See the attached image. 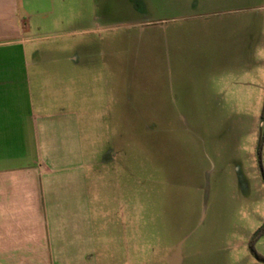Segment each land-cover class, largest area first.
Masks as SVG:
<instances>
[{
    "label": "rangeland",
    "instance_id": "obj_1",
    "mask_svg": "<svg viewBox=\"0 0 264 264\" xmlns=\"http://www.w3.org/2000/svg\"><path fill=\"white\" fill-rule=\"evenodd\" d=\"M27 1L36 100L81 57L89 264H264V0Z\"/></svg>",
    "mask_w": 264,
    "mask_h": 264
},
{
    "label": "crops",
    "instance_id": "obj_2",
    "mask_svg": "<svg viewBox=\"0 0 264 264\" xmlns=\"http://www.w3.org/2000/svg\"><path fill=\"white\" fill-rule=\"evenodd\" d=\"M23 8L24 0H0V45H21ZM21 53L23 60L0 58V264H89L95 244L81 118L87 111L75 91L80 77L71 73L81 57L67 59L53 104L36 100L25 68L41 61ZM111 152L100 163L113 161Z\"/></svg>",
    "mask_w": 264,
    "mask_h": 264
},
{
    "label": "water",
    "instance_id": "obj_3",
    "mask_svg": "<svg viewBox=\"0 0 264 264\" xmlns=\"http://www.w3.org/2000/svg\"><path fill=\"white\" fill-rule=\"evenodd\" d=\"M167 264H182L181 244L177 247L176 251L168 258Z\"/></svg>",
    "mask_w": 264,
    "mask_h": 264
}]
</instances>
